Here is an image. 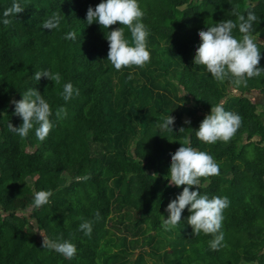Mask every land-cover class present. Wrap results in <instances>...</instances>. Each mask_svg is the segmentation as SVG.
Here are the masks:
<instances>
[{
  "label": "trees",
  "instance_id": "16d2710c",
  "mask_svg": "<svg viewBox=\"0 0 264 264\" xmlns=\"http://www.w3.org/2000/svg\"><path fill=\"white\" fill-rule=\"evenodd\" d=\"M18 2L24 12L8 17L7 26L0 22V264H149L147 256L152 264H264V109L251 95L264 94V75L236 87L193 63L199 31L235 22L236 6L244 15L254 11L253 35L264 37V0H138L151 60L119 71L107 60L106 37L123 27L134 46L131 32L119 22L109 29L87 24L88 7L102 0ZM12 3L0 0V21ZM54 12L59 27L43 29ZM72 31L75 41L65 39ZM233 35L240 38L238 28ZM255 42L264 68V42ZM45 70L59 72L61 82L34 79ZM68 82L80 95L65 102L61 93ZM29 88L52 109L54 127L43 142L35 129L24 139L8 129L9 122L23 123L10 101ZM216 104L240 115L242 124L230 141L205 144L195 133ZM61 106L67 115L57 118ZM170 115L172 131L162 130L160 117ZM186 140L185 146L207 152L220 167L218 176L200 178V194L230 200L221 229L227 246L218 251L209 246L212 235L193 233L187 208L176 228L162 227L167 205L185 187L170 185L168 174L171 155ZM86 175L90 179H77ZM41 190L53 195L37 209L34 194ZM85 220L93 221L90 237L79 230ZM38 231L70 240L75 257L43 248Z\"/></svg>",
  "mask_w": 264,
  "mask_h": 264
},
{
  "label": "clouds",
  "instance_id": "9594fccd",
  "mask_svg": "<svg viewBox=\"0 0 264 264\" xmlns=\"http://www.w3.org/2000/svg\"><path fill=\"white\" fill-rule=\"evenodd\" d=\"M25 8L18 2L13 3L3 12L2 22L5 26L11 23L8 17L17 16L24 12ZM232 19L222 20L215 26L208 27L206 31H199L198 35L201 43L195 50L193 58L194 65L205 66L207 71L218 82L230 81L234 86H247L248 80L264 75V68L259 67L261 51L255 42L253 35L255 29L253 25L258 22V17L251 9L247 14H241L239 6L232 9ZM145 12L141 9L138 0H102L94 9L89 6L86 13V22L92 25L94 22L102 28L109 29L117 24L127 26L131 32L134 46H130L125 39L124 28L118 27L108 32L106 37L109 43L107 60L111 62L116 70L124 67H143L151 60L150 51L146 45V39L150 35L147 26L142 22ZM61 17L58 13L52 15L43 22V29H56L60 25ZM240 35L238 39L233 35L237 29ZM65 39H76L74 31L66 34ZM41 77L59 84L62 76L59 72L50 71L35 72L34 79L39 81ZM133 78L130 73L128 79ZM65 102L75 96L80 95L78 88L71 82L63 85L61 93ZM15 105L14 114L22 118L23 123L19 127L13 126L9 122L8 129L21 139L29 135L30 130L35 129L37 139L43 142L54 127L50 117L52 109L44 96L35 88H29L22 94L20 100H11ZM55 115L57 118H64L67 110L63 106L57 108ZM162 123L159 127L162 130L172 131L174 116H161ZM185 124H190V120H185ZM242 124V117L234 112L225 111L222 104L211 107V114L206 115L196 130V137L205 144H214L217 141H230ZM181 128L180 131H183ZM171 142V141H169ZM189 142L186 140L179 147L175 154L171 155L169 168V184L176 187L185 186L183 191L167 205L165 211L168 218L162 219V227L165 231L176 228L182 221V212L187 208L190 215L187 223L191 225L193 233L199 235H212L214 238L209 241V246L213 251H218L227 245L224 243V233L222 221L223 212L230 206L228 197L201 195L198 185L201 177H212L220 174V167L214 158L204 151H198L191 146H185ZM78 180H88L90 176L78 177ZM196 186V191H191V187ZM51 191L41 190L34 194L33 206L40 208L50 203ZM96 220L100 219V213H95ZM79 230L85 236L90 237L93 231V221L85 220L79 225ZM43 237L42 247L51 249L61 254L67 259L75 257L77 248L70 240H51L47 236Z\"/></svg>",
  "mask_w": 264,
  "mask_h": 264
},
{
  "label": "rangeland",
  "instance_id": "374dc122",
  "mask_svg": "<svg viewBox=\"0 0 264 264\" xmlns=\"http://www.w3.org/2000/svg\"><path fill=\"white\" fill-rule=\"evenodd\" d=\"M257 39H258V38H256V40H257ZM237 93H239V92H237ZM258 94H260L259 91H258ZM253 95H256V93H253ZM260 95H261V94H260ZM256 97H257V96H254L253 98L256 100ZM259 108H260V109H264V105H263V104H260V105H259ZM18 206H19V203L16 204V207H18ZM19 209H21L22 212H25V211H26V210H23V209L20 208V207L18 208V210H19ZM29 210H30V209H27L28 212H29ZM38 232H39V231H38ZM39 234H40V232H39ZM172 237H176V234L173 233V234H171V235L165 236V237H163V240H168V239H171ZM147 258H148L149 264H152V261L150 260V257L147 256Z\"/></svg>",
  "mask_w": 264,
  "mask_h": 264
},
{
  "label": "crops",
  "instance_id": "0c3cea01",
  "mask_svg": "<svg viewBox=\"0 0 264 264\" xmlns=\"http://www.w3.org/2000/svg\"><path fill=\"white\" fill-rule=\"evenodd\" d=\"M257 41L264 42V37H262V38H258ZM253 93H256V95H253ZM253 93H252L251 95H252V97L257 96V97H256V100H260V99H262V95H263L262 93H260L261 95L258 94V91H254ZM253 99H254V98H253ZM254 100H255V99H254ZM256 100H255V101H256Z\"/></svg>",
  "mask_w": 264,
  "mask_h": 264
},
{
  "label": "water",
  "instance_id": "95a60500",
  "mask_svg": "<svg viewBox=\"0 0 264 264\" xmlns=\"http://www.w3.org/2000/svg\"><path fill=\"white\" fill-rule=\"evenodd\" d=\"M257 104H263L264 105V94L262 95V99L255 101Z\"/></svg>",
  "mask_w": 264,
  "mask_h": 264
}]
</instances>
